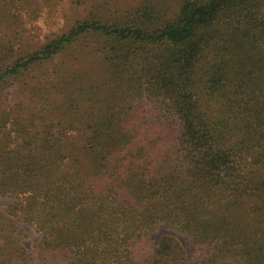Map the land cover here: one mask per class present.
Returning a JSON list of instances; mask_svg holds the SVG:
<instances>
[{
	"label": "trees",
	"instance_id": "16d2710c",
	"mask_svg": "<svg viewBox=\"0 0 264 264\" xmlns=\"http://www.w3.org/2000/svg\"><path fill=\"white\" fill-rule=\"evenodd\" d=\"M4 196L0 264H264V0H0Z\"/></svg>",
	"mask_w": 264,
	"mask_h": 264
},
{
	"label": "rangeland",
	"instance_id": "374dc122",
	"mask_svg": "<svg viewBox=\"0 0 264 264\" xmlns=\"http://www.w3.org/2000/svg\"><path fill=\"white\" fill-rule=\"evenodd\" d=\"M65 13H68V9L63 10L60 7L54 12H48V11L44 12L43 16H41L39 21L36 23V27L34 31L38 33L39 37H44L45 34H48L54 31H59V29L64 25L69 26V24L71 23L69 19L72 17V13H69L64 17ZM11 201H12L11 197H8V196L0 197V211H3L8 205V203ZM20 223L30 233V239L28 241V245L32 247L33 244L39 239V234L26 223H23L22 221H20ZM168 232L173 233L175 236H177L182 241V243L187 247L190 253L193 264H195L196 259L192 255L191 242L189 239L185 237V235L181 233L172 232L168 230L167 228L161 226L156 231V233L152 235L154 238V241L158 242L161 236Z\"/></svg>",
	"mask_w": 264,
	"mask_h": 264
}]
</instances>
